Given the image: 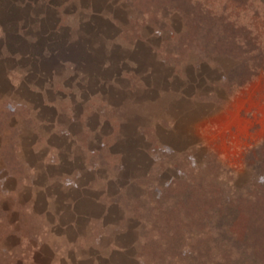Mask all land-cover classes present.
<instances>
[{"label":"rangeland","instance_id":"374dc122","mask_svg":"<svg viewBox=\"0 0 264 264\" xmlns=\"http://www.w3.org/2000/svg\"><path fill=\"white\" fill-rule=\"evenodd\" d=\"M157 2L149 20L132 0H0V264H30L34 246L105 264L92 257L109 240L144 264H203L206 244L258 260L235 201L264 183V0ZM60 34L82 73L54 64L41 95L36 41ZM76 200L89 224L59 240L43 206Z\"/></svg>","mask_w":264,"mask_h":264},{"label":"trees","instance_id":"16d2710c","mask_svg":"<svg viewBox=\"0 0 264 264\" xmlns=\"http://www.w3.org/2000/svg\"><path fill=\"white\" fill-rule=\"evenodd\" d=\"M161 1H163V0H161ZM183 1H185V0H183ZM132 2H133L135 7L141 8V12H142V14L146 15V18H148L150 16V14L153 13V11L157 12L159 10V8L162 5H164V4H162V2H157V0H132ZM185 5H186V3H185ZM185 5L183 4V2L179 3V4H177V7H178L177 9L181 10V13L183 14V18H184V23L186 24V23H188L189 17H188V12H186V8H184ZM149 20H151L150 17H149ZM105 21L109 24H112V22H113V20H111V19L110 20L105 19ZM57 30H58V28H55L53 31L58 32ZM60 35H61V37H63V40L61 39L60 41L54 43L53 47L51 49L46 48L47 45H45L47 40H48L47 36L42 37L41 41H39L38 39L36 41V43H41V44L44 43L43 44L44 46L43 47L40 46V49L38 51H36L37 54L35 55L38 58H39V56L41 57V58H39V61L42 64L41 68H40V69H42L41 74L44 73V75H45V74L49 73V75H47V78L46 79L44 78V81H48V80L52 81L51 83L49 81L46 82L45 87L42 86V84H37V83L32 84L33 87L36 88V91L40 92L41 95H43V91L46 92L45 89H47L48 87L55 88V86H56V85H54L53 80H51L52 76L55 75L54 64H56L57 66H59V65L63 66V64H65L64 68L66 67V69H68L69 71H72V72L76 71V73L67 74V75L71 76L72 79H74L76 81L78 80L77 79L78 76L81 75V73H82L81 72L82 70L80 69L78 64L70 63L65 58L66 53L71 51L73 48H76L73 38H67L68 34H66V35L60 34ZM55 44H57L59 47H60V45H61V47H64V45H66V46L68 45V46L73 47V48L72 49L68 48V49H65L64 51H62V49H61V51H58V49L55 48V46H56ZM26 54H27V52L24 53V55H26ZM19 56H21L20 53H19ZM100 64H101V61H100ZM83 78L89 82L90 81L92 82L94 80H97L99 82L100 80L103 79L102 77H99L97 75H88V74H84ZM105 79H108V77L103 79L104 82L106 81ZM85 85H88V84L85 83L82 86L85 87ZM77 87L80 88L81 86L77 85ZM101 91L102 90L98 89V87L92 88L91 91L88 90V88H87V93L89 95H92V96L95 94H100L102 96L104 93ZM90 93H92V94H90ZM40 98H42V97H40ZM187 186H188V188L190 187V189L193 188V186H191V185L187 184ZM193 196H194V194L191 191L187 195L185 200L186 201L189 200L190 202H192V201H194V198H195ZM201 196L204 199L209 198V197H207L206 194H202ZM209 199H211V198H209ZM204 201H206V200H204ZM229 202H230V200H229ZM74 203H76V201ZM235 204L247 216V221H246V224L244 227V242L243 243L245 245V248L248 249L250 252H252V254L258 258V260L257 261L254 260V263L252 262V264H264V183L263 182L262 183H256L254 186L253 192L249 193L248 195L246 194L244 197L241 196V197L236 198ZM193 211L194 210L186 209L184 215L185 216L189 215L191 217L194 215ZM168 213H171L173 216H175V215H177L178 210L170 208ZM206 250L210 254L208 255L207 259H205L206 261L203 264H229L230 263L229 261H231L230 255H228V256H227V254L221 255L214 248V246H212V245L210 246V244H206ZM214 251L217 253H214ZM225 251L232 252V247L229 246V248L227 250L225 249ZM131 255L134 256L138 260L140 258L138 256L139 254L132 253ZM139 262H140V264H144V262L142 260Z\"/></svg>","mask_w":264,"mask_h":264},{"label":"crops","instance_id":"0c3cea01","mask_svg":"<svg viewBox=\"0 0 264 264\" xmlns=\"http://www.w3.org/2000/svg\"><path fill=\"white\" fill-rule=\"evenodd\" d=\"M77 200L75 204L73 201H70L68 202L66 207L59 206L58 208H55L52 211H49L50 208L47 209L46 205L43 206L44 209L43 211H46V213L47 212L53 213L55 216L54 218H56L57 220V224H58L57 226L60 228V232L58 231L56 232V234L59 235L57 236L59 240L60 239L65 240V237L69 231H73L77 229V227L80 225V224L78 225V223L82 222L85 225L89 224V221L88 222L83 221V218L89 219L90 215L88 214L87 210H81L80 205H82V203H80V201L77 202ZM91 211L95 212L94 210ZM74 234L76 236L74 239L75 240L76 238L78 239L79 233L77 232ZM67 241L69 240L67 239L65 243ZM38 243L43 244V242L42 241L40 242V240L39 242L35 241V243L33 244H38ZM12 244H14V242H12ZM101 246L102 245L100 244V247ZM103 247H104L103 253H100L98 255H96L95 253L93 255L92 259L94 261H102L105 264H121L118 263V261L126 259L127 263L129 264H140L139 260L134 258V256H132L131 254L127 253V250L124 247L118 245L116 246V242L113 240H109L108 242L104 243ZM43 253L41 252V249L37 248V246H34L32 252V258H30V264H53L52 259L54 257H49L52 256L51 254L47 256L46 254ZM55 254H57V252H55ZM59 259L65 261L62 255H60L56 260ZM71 264H74L73 261L71 262Z\"/></svg>","mask_w":264,"mask_h":264}]
</instances>
